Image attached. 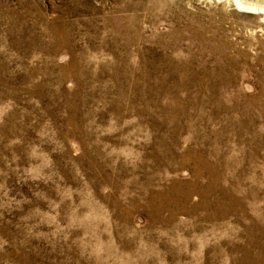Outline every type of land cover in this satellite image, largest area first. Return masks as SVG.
Segmentation results:
<instances>
[{
	"label": "rangeland",
	"instance_id": "obj_1",
	"mask_svg": "<svg viewBox=\"0 0 264 264\" xmlns=\"http://www.w3.org/2000/svg\"><path fill=\"white\" fill-rule=\"evenodd\" d=\"M0 264H264V14L0 0Z\"/></svg>",
	"mask_w": 264,
	"mask_h": 264
},
{
	"label": "bare ground",
	"instance_id": "obj_2",
	"mask_svg": "<svg viewBox=\"0 0 264 264\" xmlns=\"http://www.w3.org/2000/svg\"><path fill=\"white\" fill-rule=\"evenodd\" d=\"M231 2H234L237 7L240 9L247 11V12H253L255 14H264V6L258 5L256 3H250L245 0H228Z\"/></svg>",
	"mask_w": 264,
	"mask_h": 264
}]
</instances>
